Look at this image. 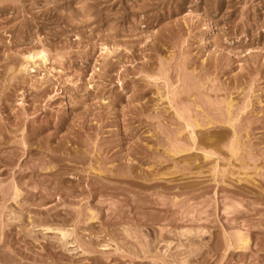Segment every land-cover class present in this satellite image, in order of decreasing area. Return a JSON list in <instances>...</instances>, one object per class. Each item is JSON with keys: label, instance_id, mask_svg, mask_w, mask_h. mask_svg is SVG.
Returning a JSON list of instances; mask_svg holds the SVG:
<instances>
[{"label": "rangeland", "instance_id": "374dc122", "mask_svg": "<svg viewBox=\"0 0 264 264\" xmlns=\"http://www.w3.org/2000/svg\"><path fill=\"white\" fill-rule=\"evenodd\" d=\"M0 264H264V0H0Z\"/></svg>", "mask_w": 264, "mask_h": 264}, {"label": "bare ground", "instance_id": "6f19581e", "mask_svg": "<svg viewBox=\"0 0 264 264\" xmlns=\"http://www.w3.org/2000/svg\"><path fill=\"white\" fill-rule=\"evenodd\" d=\"M157 2V1H156ZM98 5V4H97ZM135 5V4H134ZM6 7V6H5ZM145 8V7H144ZM143 8V9H144ZM17 10V9H16ZM116 10V9H115ZM139 15V14H138ZM99 20V19H98ZM131 21V20H130ZM97 22V21H96ZM130 23V22H129ZM248 24V23H247ZM124 25V24H123ZM31 28V27H30ZM28 29V28H27ZM130 33V32H129ZM110 35V34H109ZM133 35V34H132ZM140 37V36H139ZM31 51V50H30ZM46 54L47 53H45V51L44 50H38V51H34V52H31V53H29L28 55V60H30V61H33V59L34 58H36V57H40V58H42V59H44V60H46ZM66 55V54H65ZM15 58V57H14ZM41 59V60H42ZM106 62V61H105ZM25 67V66H24ZM62 67V66H61ZM24 69V68H23ZM25 72V71H24ZM18 74V73H17ZM106 75H108V74H106ZM17 79V78H16ZM2 95H4V94H2ZM5 96V95H4ZM25 103V102H24ZM47 103V102H46ZM186 109V108H185ZM179 115V114H178ZM85 116V115H84ZM181 117V116H180ZM47 119V118H46ZM188 119V118H187ZM230 119V118H229ZM79 121V120H78ZM228 121V120H227ZM226 121V122H227ZM189 122V121H188ZM232 122V121H231ZM192 123V122H191ZM193 123H194V121H193ZM187 124H189V123H187ZM234 124V123H233ZM232 124V125H233ZM226 126H227V124H225ZM70 126V125H69ZM187 127V126H186ZM226 128V127H225ZM214 129V128H213ZM194 131V130H193ZM193 131H191V132H193ZM235 131V130H234ZM233 131V132H234ZM223 132H225V131H223ZM235 133H233V135H234ZM236 135V134H235ZM192 139V138H191ZM195 139V138H194ZM86 140V139H85ZM193 140V139H192ZM231 140V139H230ZM89 141V140H88ZM193 141H195V140H193ZM218 141H219V139H218ZM233 141V140H232ZM11 143V142H10ZM17 143V142H16ZM233 143V142H232ZM193 144V143H192ZM195 144V143H194ZM193 144V145H194ZM193 149L195 148V146H193L192 147ZM230 148V147H229ZM235 149V148H234ZM237 149V148H236ZM239 150V149H238ZM10 153V152H9ZM5 154V153H4ZM174 154V153H173ZM178 154V153H177ZM238 154V153H237ZM213 155H214V153H213ZM9 157V156H8ZM41 157V156H40ZM194 158V157H193ZM105 164V163H104ZM100 165V164H99ZM177 165V164H176ZM179 165V164H178ZM177 165V166H178ZM31 167V166H30ZM97 167V166H96ZM101 167H102V165H101ZM100 167V168H101ZM42 168V167H41ZM45 169V168H44ZM51 169V168H50ZM102 170V169H101ZM100 170V171H101ZM107 171H108V169H107ZM35 172V171H34ZM41 172V171H40ZM126 173V172H125ZM227 173V172H226ZM97 174V173H96ZM104 174V173H103ZM122 174V173H121ZM100 175V174H99ZM102 176V175H101ZM147 176V175H146ZM126 177V176H125ZM128 178V177H127ZM220 179V178H219ZM128 180V179H127ZM43 188V187H42ZM74 188V187H73ZM34 190V189H33ZM41 190V189H40ZM72 192V191H71ZM96 192V191H95ZM93 193V192H92ZM95 195V194H94ZM48 197V196H47ZM3 198H5V197H3ZM66 198V197H65ZM122 198V197H121ZM113 200H115V199H113ZM110 201V200H109ZM224 203V202H223ZM105 204V203H104ZM180 205V204H179ZM201 206V205H200ZM192 207H193V205H192ZM241 207V206H240ZM227 208V207H226ZM121 209V208H120ZM207 209V208H206ZM102 210V209H101ZM236 210V209H235ZM243 210V209H242ZM228 211V210H227ZM238 211V210H237ZM89 212V211H88ZM229 212H231V211H229ZM234 212V211H233ZM92 213V212H91ZM192 213V212H191ZM226 213H228V212H226ZM224 214V213H223ZM116 215V214H115ZM138 215V214H137ZM114 216V215H113ZM122 216V215H121ZM140 216H142V215H140ZM12 217V216H11ZM126 217V216H125ZM139 217V216H138ZM82 218V217H81ZM87 218H88V216H87ZM91 218V217H90ZM114 218V217H113ZM112 218V219H113ZM136 219H137V217H136ZM192 219V218H191ZM203 219V218H202ZM83 220V219H82ZM85 220V219H84ZM88 220V219H87ZM118 220V219H117ZM124 220V219H123ZM122 220V221H123ZM96 221V220H95ZM87 222V221H86ZM88 223V222H87ZM81 224V223H80ZM245 225V224H244ZM78 226V225H77ZM46 227V226H45ZM92 227V226H91ZM90 227V228H91ZM46 228H48V229H50V227H46ZM89 228V229H90ZM85 230V229H84ZM130 230H131V228H130ZM43 231V230H42ZM240 231V230H239ZM47 232V231H46ZM90 232V231H89ZM60 233L63 235V236H65L66 235V233L64 232V230L63 231H60ZM45 234V233H44ZM58 234V233H57ZM90 234V233H89ZM128 234V233H127ZM130 234V233H129ZM131 234H132V232H131ZM142 234V233H141ZM242 233H240V234H238L237 235V237H238V239H239V243L241 244V245H239L240 247L241 246H243V247H245L246 246V244H247V239H248V237H244V238H246V240H242V235H241ZM99 236V235H98ZM94 237V236H93ZM126 238V237H125ZM235 238V237H234ZM90 239H91V237H90ZM102 239V238H101ZM128 239V238H127ZM77 240V239H76ZM89 240V239H88ZM82 241V240H81ZM84 241V240H83ZM85 241H86V239H85ZM143 241V240H142ZM235 241V240H234ZM75 242V241H74ZM95 242V241H94ZM93 242V243H94ZM99 242V241H98ZM103 242V241H102ZM108 242V241H107ZM115 242H117V241H115ZM147 242V241H146ZM145 242V243H146ZM194 242V241H193ZM236 242V241H235ZM234 242V243H235ZM34 243V242H33ZM63 243V242H62ZM80 243V242H79ZM90 243V242H89ZM89 243L87 244V245H89ZM96 243V242H95ZM64 244H66V243H64ZM78 244V243H77ZM85 244H86V242H85ZM106 245V244H105ZM131 245H133L132 243H131ZM144 245V244H143ZM90 246V245H89ZM94 246V245H93ZM98 246V245H97ZM109 246V245H108ZM142 246V245H141ZM144 246H146V245H144ZM143 246V247H144ZM91 247V246H90ZM104 247V246H103ZM106 247V246H105ZM236 247V246H235ZM87 248H88V246H87ZM140 248V247H139ZM74 249V248H73ZM89 249V248H88ZM91 249H93V248H91ZM145 249H147V248H145ZM118 250V249H117ZM143 250H144V248H143ZM148 250V249H147ZM147 250H144V251H147ZM200 251V250H199ZM80 253V252H79ZM142 253H143V251H142ZM4 254V253H3ZM84 254V253H83ZM168 257V256H167ZM196 257V256H195ZM53 260V259H52Z\"/></svg>", "mask_w": 264, "mask_h": 264}]
</instances>
